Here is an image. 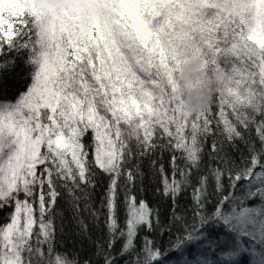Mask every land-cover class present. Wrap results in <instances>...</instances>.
Wrapping results in <instances>:
<instances>
[{"label": "snow or ice", "instance_id": "snow-or-ice-1", "mask_svg": "<svg viewBox=\"0 0 264 264\" xmlns=\"http://www.w3.org/2000/svg\"><path fill=\"white\" fill-rule=\"evenodd\" d=\"M179 48L226 78L197 115L162 87ZM13 50L0 264H264V0H0Z\"/></svg>", "mask_w": 264, "mask_h": 264}, {"label": "clouds", "instance_id": "clouds-1", "mask_svg": "<svg viewBox=\"0 0 264 264\" xmlns=\"http://www.w3.org/2000/svg\"><path fill=\"white\" fill-rule=\"evenodd\" d=\"M178 64H173V83L167 75L162 77V87L168 95L190 115L203 113L214 102L223 87L225 76L208 64L203 55L184 48L178 49Z\"/></svg>", "mask_w": 264, "mask_h": 264}, {"label": "trees", "instance_id": "trees-1", "mask_svg": "<svg viewBox=\"0 0 264 264\" xmlns=\"http://www.w3.org/2000/svg\"><path fill=\"white\" fill-rule=\"evenodd\" d=\"M8 58L10 63L0 67V81L3 82V88H0V99L2 100H13L19 97L20 93L30 85L38 66L30 60L27 50L19 52L13 50L8 54ZM81 247L87 249V241L83 242L81 246L78 238L69 237L61 251H66L71 258L73 251L79 252L81 255L85 254Z\"/></svg>", "mask_w": 264, "mask_h": 264}, {"label": "rangeland", "instance_id": "rangeland-1", "mask_svg": "<svg viewBox=\"0 0 264 264\" xmlns=\"http://www.w3.org/2000/svg\"><path fill=\"white\" fill-rule=\"evenodd\" d=\"M37 70H38V66H37V68H36V71H37ZM36 71H35V72H36ZM32 80H33V78H32ZM31 83H32V81H31ZM31 83H30V85H31ZM30 85H29V86H30ZM29 86L27 87V89L29 88ZM27 89H26L24 92H26ZM17 98H18V97H17ZM17 98H16V99H17ZM16 99H13V100H5V101H8V102H15Z\"/></svg>", "mask_w": 264, "mask_h": 264}]
</instances>
